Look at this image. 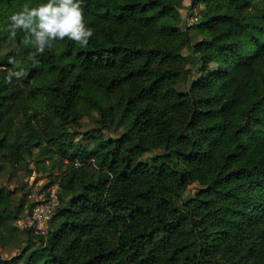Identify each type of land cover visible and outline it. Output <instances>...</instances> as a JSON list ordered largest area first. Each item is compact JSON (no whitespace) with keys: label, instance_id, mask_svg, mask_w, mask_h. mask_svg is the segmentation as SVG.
I'll use <instances>...</instances> for the list:
<instances>
[{"label":"trees","instance_id":"trees-1","mask_svg":"<svg viewBox=\"0 0 264 264\" xmlns=\"http://www.w3.org/2000/svg\"><path fill=\"white\" fill-rule=\"evenodd\" d=\"M47 2L0 0V171L50 146L69 197L34 232L14 223L29 190L0 186V242L21 240L0 264H264V0H204L187 25L182 0H83L86 47L10 40L11 15ZM92 110L121 133L59 127Z\"/></svg>","mask_w":264,"mask_h":264},{"label":"rangeland","instance_id":"rangeland-1","mask_svg":"<svg viewBox=\"0 0 264 264\" xmlns=\"http://www.w3.org/2000/svg\"><path fill=\"white\" fill-rule=\"evenodd\" d=\"M189 0H182V4L179 7L181 16L184 17L185 25L187 24H193L197 18L199 17V12L201 8L204 5V0H199L193 8H191L186 13L187 3ZM179 26L182 28L184 24L182 21L179 22ZM188 32L190 34L191 39H197L201 36V33L195 29L194 27L189 28ZM183 81L182 78L178 81V88H183ZM113 99L109 98V103L111 104ZM96 112L92 110L90 114L83 115L81 118H79L78 123L72 124H61L59 125L60 128L66 129V130H72L76 133L74 134L72 140L80 139L85 144H90L94 141H96L99 137H108V136H117L121 133L123 130V127L120 125H113L111 127H102L97 130L98 128L95 117ZM34 151L36 148L33 149ZM161 148H155L151 150L150 152H147V154L152 153H159L161 152ZM53 151L50 146L47 148L41 150L39 153L40 158L44 159V164L41 165V167L38 169L37 166L32 161L33 156H26L19 162H17L15 165L9 166L7 169L0 171V186L4 187H13L14 195L18 196L19 192L18 189L15 190V186L22 185L25 189H28L29 192L27 193L26 199L29 201H33L35 192H41L44 191V188H41V186L49 179H55L57 178L59 168L55 166H49V158L52 155ZM53 180V182H56ZM51 182V183H53ZM49 185V184H48ZM199 186V184L196 181L190 182L186 185L185 193L192 194L196 188ZM36 193V194H37ZM57 194V204L62 205L65 203V201L68 199L69 195L66 194L64 191L59 190L58 192V184L56 189ZM23 217V216H21ZM19 217V218H21ZM17 218L14 223L19 228L23 225H19ZM21 244V240L17 241H11L6 244H2L0 242V255L3 257H8L14 253H16L19 250V246Z\"/></svg>","mask_w":264,"mask_h":264},{"label":"clouds","instance_id":"clouds-1","mask_svg":"<svg viewBox=\"0 0 264 264\" xmlns=\"http://www.w3.org/2000/svg\"><path fill=\"white\" fill-rule=\"evenodd\" d=\"M21 7V11L11 15L10 24L4 31L9 33L10 40L23 31V43L34 45L38 54L52 51L56 41L66 37L80 47H86L95 33L86 23L83 0H48L36 7L27 3ZM23 75V72L8 70L5 81L11 83L13 78L19 79Z\"/></svg>","mask_w":264,"mask_h":264},{"label":"built area","instance_id":"built-area-1","mask_svg":"<svg viewBox=\"0 0 264 264\" xmlns=\"http://www.w3.org/2000/svg\"><path fill=\"white\" fill-rule=\"evenodd\" d=\"M56 189L57 182H53L47 185L44 191L35 192L36 196H34L30 212L18 219L19 225L31 228L34 232L47 231L50 217L58 201Z\"/></svg>","mask_w":264,"mask_h":264}]
</instances>
